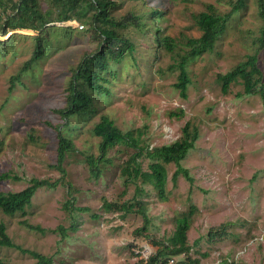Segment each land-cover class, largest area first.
<instances>
[{
  "label": "rangeland",
  "instance_id": "rangeland-1",
  "mask_svg": "<svg viewBox=\"0 0 264 264\" xmlns=\"http://www.w3.org/2000/svg\"><path fill=\"white\" fill-rule=\"evenodd\" d=\"M18 1L4 0L0 26L17 19ZM236 1L109 0V20L122 24L111 28L132 49L118 59L108 53L102 61L94 58L95 69L101 68L96 79L101 89L79 81L90 103L67 121L58 110L67 107L72 76L86 55L96 57L103 47L90 25V3L84 0L69 13L81 29L56 21L57 11L49 1L37 0L50 14L47 21L53 22L39 31L8 29L0 35V176L8 175L0 178V192H19L33 178L53 182L61 177L54 168L58 131L77 150L62 163L63 185L38 189L23 213L9 216L0 210V222L15 245L50 257L53 264H137L158 249L156 242L172 236L178 217L189 214L188 256L199 264H264V99L259 94L239 96L240 82L223 93L217 81L219 74L257 50L263 24L257 0H245L231 13L212 50L187 61L185 97L176 87L187 41L201 35L195 17L209 6L218 15L230 13ZM36 37L41 38L42 57L21 71ZM164 38L173 44L172 51ZM258 66L264 81V48L258 51ZM102 116L122 132H140V145L148 150L178 140L185 124L197 129L194 148L180 162L191 182L183 174L173 180L176 166L170 163L165 165V201L151 186L142 185L144 194L138 200L149 219L142 235L135 234L143 225L139 214L102 207L104 201L121 204L132 198L134 186L125 188L120 174L132 151L120 145L110 149L97 179L85 162V156L99 154L100 139L92 129ZM139 161L148 170L151 161L145 156ZM67 200L88 211L69 212L63 207ZM59 226L67 230L65 238L51 232ZM183 258L172 257L168 264ZM0 260L36 262L9 247H0Z\"/></svg>",
  "mask_w": 264,
  "mask_h": 264
},
{
  "label": "trees",
  "instance_id": "trees-1",
  "mask_svg": "<svg viewBox=\"0 0 264 264\" xmlns=\"http://www.w3.org/2000/svg\"><path fill=\"white\" fill-rule=\"evenodd\" d=\"M50 5L57 11L56 21L62 22L71 20L72 16L69 14L73 12L84 0H48ZM90 3L92 10L94 11L90 25L94 31L101 38L103 47L97 50L96 57L86 55L77 69L75 70L70 86L68 89V95L66 97L67 107L62 110H58V113L64 120L72 115L83 113L88 109L90 98L85 94L78 86L79 81L88 84L93 89H101V86L96 82L99 76V69H95L93 64L94 58H99L102 61L105 54H110L111 58L118 59L122 56L125 49H132L130 43L118 37L112 30V26H120L121 23H115L108 18L107 6L110 3L109 0H86ZM258 14L263 21L260 29V35L258 37L257 50L250 55L246 56V59L237 64L232 70L225 74H219L217 81L221 84V90L223 93H227L232 83L240 82L242 85V95L259 94L264 99V81L263 73L258 66V51L264 48V0H257ZM245 4V0H237L233 5L230 13L224 15H218L213 11L212 6H209L206 11L200 12L196 17V23L201 31L200 37L196 39H189L187 45L189 50L183 55L180 63L178 64L179 76L176 87L180 90V93L185 97L186 85L188 84V78L185 70L186 63L189 59L199 56L205 52L212 50L218 37L224 32L226 24L231 17V13L240 10ZM4 6V0H0V9ZM17 19L7 20L0 26V35L4 36L9 30H41L42 26L53 22L54 20L47 21L50 15L47 11H42L37 4V0H19L16 5ZM134 22L138 23L137 18H133ZM34 51L30 59L24 64L21 71L27 70L30 65L41 59L43 54V47L41 44V38H35ZM1 43V41H0ZM163 43L169 50H173V44L167 38H164ZM99 63V62H97ZM99 65V64H97ZM104 68V65H101ZM93 134L100 139L98 146V156L93 155L85 156V162L88 166L90 175L97 179L101 175L100 165L107 161V152L116 147L124 146L132 151L127 160L124 162L120 174L123 178V184L125 188L130 185L134 186V194L129 201H125L121 204L115 202H103V208L108 212H123V214L137 213L142 217L143 225L140 229L135 231L136 235H142L146 232L149 219L145 212V206L142 204L138 197L144 194L142 185L151 186L157 193V196L165 201L166 200V181L167 174L165 165L173 163L176 166V171L173 174V180L179 174L191 182V178L188 175V171L183 169L180 162L186 157L188 152L194 148V143L198 138L197 129L190 127L189 124H185L181 129V136L178 140L169 145H163L159 148L148 150L147 146H141L140 132L134 135L133 132H122L114 123L107 117L102 116L98 123H96L92 129ZM74 143L64 137L59 131L57 132V150H56V163L54 168L58 170L61 177L53 182L46 179L33 178L29 181L28 185L21 191L15 193H2L0 192V210L9 216H12L18 212L23 213L26 207L31 203V198L35 192L40 188L52 189L62 184L66 174L63 167V161L68 153L76 152ZM147 157L151 163L148 165V170H143L140 158ZM7 174H2L1 179L7 178ZM68 193L70 194L71 186L68 184ZM65 209L70 211H88L87 208H75L71 200H67L63 205ZM189 214L182 215L175 220V230L169 238L164 242H156L158 249L155 250L146 260H142L137 264H168V260L172 257L183 255L184 258L176 263L172 264H199V261L195 258L188 256L190 250L187 245V230L190 225ZM31 229H35L40 233H44L45 230L39 226H28ZM75 226H71L74 230ZM59 231L61 238H65V228L59 226L57 229L51 232ZM224 233V228H221ZM211 235V233H210ZM212 236V235H211ZM0 247L15 248L22 253L29 254L36 262L34 264H53L50 257H46L37 252L23 249L18 245H15L6 233V227L4 223L0 222ZM0 264H8L0 260Z\"/></svg>",
  "mask_w": 264,
  "mask_h": 264
},
{
  "label": "built area",
  "instance_id": "built-area-1",
  "mask_svg": "<svg viewBox=\"0 0 264 264\" xmlns=\"http://www.w3.org/2000/svg\"><path fill=\"white\" fill-rule=\"evenodd\" d=\"M64 23H66V24H76L75 26H78L77 24H78V21L76 20V19H74V20H68V21H65ZM64 23H62V24H64ZM78 28H82V25H79L78 26Z\"/></svg>",
  "mask_w": 264,
  "mask_h": 264
}]
</instances>
